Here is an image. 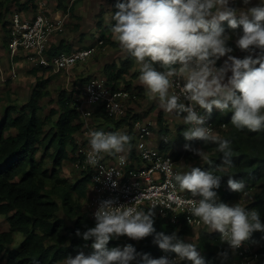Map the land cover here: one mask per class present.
<instances>
[{"label": "clouds", "instance_id": "obj_1", "mask_svg": "<svg viewBox=\"0 0 264 264\" xmlns=\"http://www.w3.org/2000/svg\"><path fill=\"white\" fill-rule=\"evenodd\" d=\"M115 6L118 11L112 17L115 23L110 31L121 49L140 66L138 79L147 93L158 99L165 112L183 117V123L189 125L183 132L186 141L202 140L217 145L222 156L221 164L215 167L233 166L231 141L213 135L206 117L197 108L208 114L213 108L221 113L227 110L232 113L231 124L237 130L264 131V0L240 11L229 7V0H118ZM225 21L233 30L242 26L235 43L237 48L250 53L243 59L229 55L233 49L227 43L231 37L222 27ZM256 49L260 53L254 58L252 53ZM225 56L224 65L217 68L216 61ZM157 63L164 71L155 69ZM228 72L231 76H227ZM170 89L176 91L170 94ZM181 97L188 103L182 102ZM90 136L87 162L93 166L104 154L114 156L130 149L131 137L127 134L93 131ZM185 148L214 165L204 151L187 144ZM221 178L212 170L199 167L174 175L181 190L200 197L188 202L191 215L211 231H218L221 242L235 253L254 232H264V223L257 210H247L239 203L230 206L219 202L216 189L221 186ZM227 185L247 196L242 180L229 175ZM112 186L116 187L115 182ZM135 202L116 205L111 199L101 201L94 213L95 226L83 233L76 231L85 241H93L92 251L68 255L64 264H131L139 255L133 245L107 247L111 240L121 236L137 241L152 236L161 250L176 254L175 259L143 254L139 264H180L185 260L205 264L195 244L179 238L175 232L156 231L154 207L145 211ZM219 255L228 258L227 251Z\"/></svg>", "mask_w": 264, "mask_h": 264}, {"label": "trees", "instance_id": "obj_2", "mask_svg": "<svg viewBox=\"0 0 264 264\" xmlns=\"http://www.w3.org/2000/svg\"><path fill=\"white\" fill-rule=\"evenodd\" d=\"M10 1L19 3V9L36 8L35 0L1 1L0 23L4 26L7 25V14L12 15L14 12L11 10ZM66 1L58 0V5L65 11L68 8ZM78 2L79 0H73L70 9L74 10ZM116 3L113 7L114 14L118 11ZM114 23L112 19V24ZM112 24L101 25V35L97 43L101 42L102 47L116 46L118 43L110 31ZM224 25L222 27L225 31L231 29L227 22ZM95 45L96 43L83 47ZM72 50L74 46L62 40L58 44L50 43L48 54ZM134 65L135 60L128 55L121 65L116 63L106 65L105 78L114 89L123 87L131 91L135 97L143 96V86L132 83L133 78H137L139 74V72L131 74ZM157 65L162 68L159 63ZM50 72L52 71L44 67L33 68L36 83L29 98L24 102L18 104L13 101L2 107L4 99L0 94V216H4L9 223V229L0 232V264H61L68 255L74 257L79 251H84L85 254L92 251L93 241H85L82 236L76 235L77 230L83 233L87 228L95 226L89 209H84L83 205L90 192V176L80 171L79 177L75 181H70L63 174L65 162L76 160L78 146L76 139L82 131L80 114L76 107V97L80 90L75 87L71 90L61 88L58 90L57 98H52L49 90L51 78L46 77ZM92 77L94 76L89 74L78 80L83 84ZM46 98H49V101L44 104ZM132 113L129 107L128 115L124 119L115 120L100 107L95 111L94 117L117 125L127 122L132 126V120L140 118V114ZM231 116L232 113L229 111L224 114L213 108L211 119L217 124L223 122L227 124V129L218 135L221 139L231 141L233 166L215 167L221 164L222 154L216 150L217 145L214 143L206 144L202 140L186 141L184 147L187 144L192 149H204L207 157L213 161L212 166L204 163L193 167L205 171L212 170L215 175L222 176L221 186L216 189L219 202L228 204L240 200L244 193L230 190L227 180L229 175L236 180H242L245 184L244 192H251L252 197L241 206L247 210H257L261 222L264 223V131L251 132L246 128L242 131L237 130L231 124ZM159 123L160 133L165 134V131H169L168 125L166 127L163 124L162 114ZM185 127H187L185 124L179 127L178 136L183 135ZM109 131L113 133L114 129L110 128ZM160 144L162 148L173 146L171 139H162ZM133 153L134 149L131 150V154ZM172 155L178 160L185 158L190 163L200 160L198 155L186 148L181 152H173ZM61 211L65 212L64 216ZM154 227L157 232L163 231L165 234L175 232L184 240L193 234V226L184 220L172 223L155 213ZM18 234H23L24 238L16 246ZM220 236L218 231L200 229L195 245L205 264H225L219 253L227 251L229 255L232 252L227 243L221 242ZM112 241L107 245L109 249ZM248 243L256 247L259 254L255 264H264V232H254ZM133 246L139 255L131 264H139L143 254L151 257L153 254L163 252L153 242L152 236L142 239L139 244ZM181 264L191 262L185 261Z\"/></svg>", "mask_w": 264, "mask_h": 264}, {"label": "built area", "instance_id": "obj_3", "mask_svg": "<svg viewBox=\"0 0 264 264\" xmlns=\"http://www.w3.org/2000/svg\"><path fill=\"white\" fill-rule=\"evenodd\" d=\"M39 11L32 18H24L19 10L11 15L8 47L12 56L23 51L33 67H44L54 73L69 71L81 62L87 61L96 53V46L82 47L72 51H61L54 55L48 54L51 38L62 31L66 24V17L62 14L50 16L45 10V1L38 2ZM216 67L219 65L216 61ZM16 74V70H13ZM0 76H5L0 56ZM182 85L183 81H179ZM176 91L170 89V93ZM131 91L120 87L113 88L106 78L94 76L81 88L76 97V107L80 114L82 131L77 135L76 160L74 166L89 174L90 192L88 205L90 217L95 222L94 213L103 200H114L116 205H131L137 197L135 206L147 211L154 207L157 216L163 217L172 223L184 220L189 225L199 228L203 223L189 212L193 197L186 190H181L174 181V175L182 173L180 160L162 147H154L150 140L154 135V126L151 121L139 119L132 120V129L135 134L134 153L124 152L117 154L113 160H108L104 154L98 165L93 166L87 162L90 151V133L93 131L110 132L100 129L96 125L94 113L100 107L115 120H122L128 115L130 101L133 98ZM135 97V96H134ZM182 102L188 103L183 97ZM201 115L206 117V124L213 135L221 134L227 129L226 123L217 124L208 117L207 112L197 108ZM189 125L187 126V128ZM167 140V138H163ZM197 141V140H192ZM123 157V161L121 160ZM109 174H111L109 176ZM115 182L116 187H113ZM141 240H133L126 236L113 239L112 247L123 248L128 244H139ZM228 245V244H227ZM167 256L175 259L173 252H161L151 255L152 258ZM259 258L256 249L246 242L234 253V258L227 264H255ZM187 261V260H185ZM181 261L180 264L182 262Z\"/></svg>", "mask_w": 264, "mask_h": 264}, {"label": "rangeland", "instance_id": "obj_4", "mask_svg": "<svg viewBox=\"0 0 264 264\" xmlns=\"http://www.w3.org/2000/svg\"><path fill=\"white\" fill-rule=\"evenodd\" d=\"M1 1H5V0H0V2ZM21 1L23 2L24 0ZM41 1L46 2L45 10L46 13L49 14L50 16H56L62 14L66 17V24L64 29L56 33L57 43L64 40L65 42L72 44L74 46V49L96 43L95 45L96 53L94 56L90 57L87 61L79 63L69 71H63L59 73H54V72L48 73L49 75H47L46 77L49 76L51 78V81L49 83V90L52 93V98H57L58 90L61 88L71 90L72 88L75 87L79 89L81 93V88L83 87V84L78 80L80 77L87 76L90 74L91 76L105 78L106 76L104 74V67L106 65H110L111 63H116L117 65H121V63L127 58L128 54L121 49L118 43L116 46L107 45L104 47H102L101 42L97 43V39L101 35L102 26L107 24H112V17L114 15L113 7L115 2H118V0H79V2L75 5L74 10L70 9V6L73 4V0H67L65 2L68 5L67 11H65L62 7L58 5V0H35L36 8L30 9L29 13L37 14L39 11L38 2ZM260 3L261 0H249L248 4H245L244 0H229V7L240 11V10H246L247 8L256 6ZM9 4L11 5L12 8L11 10L21 11V9H19L20 7L19 3H15V2L12 3V1H10ZM10 17L11 14L10 13L7 14V20H8L6 21L7 25L4 26L3 23H0V53H1L0 55H1L2 65H4L3 62L6 64L5 76L4 77L0 76V94L3 96L4 99V102L2 103V107H4L5 104L13 103V101L18 104L26 101L29 98L33 86L36 83V78L32 73V70L35 67L32 68L31 66H28L27 62L24 61L25 59L24 57H22L21 61H19V56H18L17 61L18 63L19 62L22 63V65L20 67L18 65L17 66L15 65L16 68L12 63V60H10V53H9L10 49L8 47V40H7L10 34L9 31ZM237 18H239V16H237ZM99 20H102L101 21L102 23L99 22ZM225 33L231 37V39L227 43L228 46L233 49V51L229 55L243 59L245 56L250 54L249 52L242 51L236 47L235 41L238 38V36L242 33V31L234 32L233 30H226ZM259 53L260 50L256 49L255 52L252 54L255 58V56L258 55ZM23 56H25V54ZM226 60H227V56L221 57L219 60H217L219 68L224 65ZM139 67L140 66L135 61V65L131 70V74L135 72H139ZM154 67L157 71H164L157 64H155ZM14 69L16 70L15 75L13 74ZM227 76H231V72H228ZM138 77L133 78L132 83L134 85L143 86L139 82ZM143 88H144V92H143L144 95L136 96V97L133 96L130 103L131 102L136 103L140 108L146 106L145 107L146 109L147 107L149 109V106H151L152 104L159 103L158 99L152 98L147 93L144 86ZM48 101L49 98L44 99V104H47ZM48 110L49 107L47 108V111ZM212 113L213 111L211 112V114L207 113L209 118L212 117ZM225 113H228V111L226 110L224 114ZM141 116L142 117L140 118L143 119L144 116L142 114ZM167 121H168L169 131H165V134H167L169 139H171L173 146L171 148H164V150L170 153L184 151L185 149L184 144L186 140L184 139L183 135L182 136L177 135V127H179L182 124L184 125L183 117L172 114L171 118L169 117ZM124 129H125V125L121 128L120 131L122 132L124 131ZM186 129L187 127L184 128V131ZM158 134L155 135L154 137H159ZM216 136L220 137L219 135ZM132 147H134L133 144ZM201 150L204 151L207 156V152L204 149ZM204 163L205 162L201 158L200 160L195 161L193 163H190V161L186 160L185 158H182L180 160V169L181 172L183 173L189 171L190 167H193L194 165H198V164L203 165ZM79 172L80 170H78L74 166L73 161L65 162L63 167V174L64 176L68 177L70 181H75L76 178L79 177L80 175ZM251 197H252L251 192H248L247 196L243 194L240 200H234L228 203V205L231 206L237 203L242 205V203H247L251 199ZM83 205H84V209H86L88 205V198L84 201ZM61 214L62 216H64L65 212L61 211ZM202 228H206L207 230H210L207 226L203 224V226L199 227L198 229H195V232L192 235L188 236L189 238L188 240L186 239V241L196 244L197 233ZM8 229H9L8 221L5 219L4 216H0V232L6 231ZM23 238H24L23 234H18L15 245L16 246L19 245ZM252 248L255 249L256 247L252 246ZM61 264H64V262Z\"/></svg>", "mask_w": 264, "mask_h": 264}, {"label": "crops", "instance_id": "obj_5", "mask_svg": "<svg viewBox=\"0 0 264 264\" xmlns=\"http://www.w3.org/2000/svg\"><path fill=\"white\" fill-rule=\"evenodd\" d=\"M20 8V7H19ZM21 13H22V15H23V17L24 18H28V19H32L36 14H33V13H29V10H26V9H21V11H20ZM226 22V21H225ZM225 22H223V24L222 25H224V23ZM225 26V25H224ZM226 30H233V29H226ZM234 32H241L242 31V26L240 27V29H235V30H233ZM51 43H56V44H58L57 42H56V34H54L53 35V37L51 38ZM76 49V48H75ZM10 53V60H12V63L14 64V67L16 68V66L18 65L19 67L22 65V63H18V61H17V58H18V56H19V61H21V58L22 57H24L25 59H24V61H26L27 62V64H28V66H31L32 68H33V64L28 60V57L25 55V56H23L25 53L23 52V51H21V52H19V53H17L15 56H12V54H11V51L9 52ZM1 54V53H0ZM1 56V55H0ZM2 62V61H1ZM7 62V61H6ZM3 64L5 65H3V68H4V70H5V73H6V64L3 62ZM16 65V66H15ZM82 77H85V76H82ZM86 83V82H85ZM85 83H83V85L85 84ZM171 94V93H170ZM148 105V104H147ZM130 108H131V110L133 111V114H140V117H142L141 116V114L144 116V120H148V121H151L152 123H153V126H154V135H153V137L151 138V140H150V144L152 145V146H154V147H161V140L163 139V138H167V139H169V137H168V135H165V134H162V133H160V129H161V126H160V123H159V118H160V114H162V121H163V124H164V126H166L167 127V125H168V121H167V119L170 117L171 118V115L173 114V115H176L175 113H167V112H165L163 109H161V107H160V105H159V103H156V104H152L151 106H149V109H148V107H147V109L145 108L146 106H144V107H142V108H140V107H138V105L136 104V103H130V106H129ZM150 107H151V109H150ZM149 110V111H148ZM95 119V121H96V125H97V127L98 128H100V129H110V128H112V129H114V132L113 133H118V134H127L128 136H130L131 137V142H130V149H127L126 148V152H129L130 150H132V149H134V147H132V144L134 145L135 144V134H134V132H133V129H132V126H130L127 122H124V123H121V124H119V125H117V124H115V123H109V122H106V121H104L103 119H96V118H94ZM110 126H109V125ZM125 125V129H124V131H120L121 130V128L123 127ZM180 126H183V124L182 125H180ZM179 126V127H180ZM179 127H177V135H178V129H179ZM169 128V127H168ZM159 133V134H158ZM159 135V137H154L155 135ZM164 149V148H163ZM179 152H181V151H179ZM117 155V154H116ZM116 155H108V160H113L114 158H115V156ZM133 155V154H132ZM195 229H198V228H195V227H193V233L195 232ZM209 231H211V230H209ZM199 233V232H198ZM198 233H197V236H198ZM188 236L185 238V241H186V239L188 240ZM234 258V253L233 252H230V254L228 255V258L225 260L224 259V261L226 262V263H228L230 260H232ZM225 263V264H226Z\"/></svg>", "mask_w": 264, "mask_h": 264}]
</instances>
